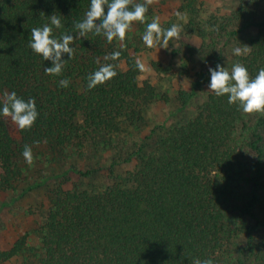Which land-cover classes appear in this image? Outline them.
<instances>
[{
	"label": "trees",
	"instance_id": "1",
	"mask_svg": "<svg viewBox=\"0 0 264 264\" xmlns=\"http://www.w3.org/2000/svg\"><path fill=\"white\" fill-rule=\"evenodd\" d=\"M89 7L90 0H0V108L5 93L15 91L25 101L34 98L39 113L30 129L15 124L18 142L0 113V193L14 191L31 169L22 156L26 144L33 164L64 163L82 179L100 177L53 189L37 244L21 237L0 252V264L17 257L21 264H264V114H245L227 95L208 91L192 116L142 136L146 110L160 97L139 84L138 22L124 48L93 33L75 39L72 58L62 55L60 75L46 74L52 62L29 47L31 29L50 24L53 14L62 27L53 26L50 38L75 36L74 24ZM243 8L214 23L206 48L210 68L230 72L241 63L254 78L264 67V10L245 17ZM244 46L249 54L236 56L233 49ZM114 51L120 58L105 61ZM97 59L116 65L117 75L88 89ZM210 80L208 69L197 85L208 87ZM193 90L179 94L183 106ZM245 151L253 155L249 166ZM120 164L132 168L117 173Z\"/></svg>",
	"mask_w": 264,
	"mask_h": 264
},
{
	"label": "rangeland",
	"instance_id": "2",
	"mask_svg": "<svg viewBox=\"0 0 264 264\" xmlns=\"http://www.w3.org/2000/svg\"><path fill=\"white\" fill-rule=\"evenodd\" d=\"M141 2L143 0H134V3ZM241 5L245 17L264 10V0H153L148 6L145 21L135 25L138 32L141 29L142 35L136 37V52L133 55L135 61L139 58L144 64V69L140 70L139 84L145 82L151 85L160 100L153 102L146 110L147 127L142 131V136L156 126L169 127L186 120L206 99L209 88L197 83L199 74L211 67L206 48L208 35L214 30V23H219L223 18L237 17ZM176 12L181 13L183 18L175 15ZM155 17L159 18L162 29H168L173 24L180 27L179 38L170 39L167 48L161 47L162 41L149 48L142 40L146 25ZM229 50L227 48L224 52ZM192 87L194 95L183 106L178 101L179 94L190 93ZM162 98H166L167 103ZM4 120L10 137L18 142L16 125L10 117ZM244 156L247 165L252 164L253 155L245 151ZM103 165L107 168L108 162L103 161ZM131 168V164H120L116 170L119 173ZM27 171L15 185L14 191L0 193V252L8 250L23 236L30 246L37 244L36 232L47 215L49 195L53 189L58 186L66 189L73 183L86 185L88 181L97 183L100 180L97 173L93 174V179H82L64 163L33 164ZM260 181L264 183V157ZM22 260V257H17L1 264H21Z\"/></svg>",
	"mask_w": 264,
	"mask_h": 264
},
{
	"label": "clouds",
	"instance_id": "3",
	"mask_svg": "<svg viewBox=\"0 0 264 264\" xmlns=\"http://www.w3.org/2000/svg\"><path fill=\"white\" fill-rule=\"evenodd\" d=\"M153 0H143L141 3H134V0H90V7L86 11L81 21L75 22L74 28L77 30L75 36L71 34H62L59 39L50 38L53 32V26L56 29L62 27L59 17L50 16V24L43 27H34L31 29L30 49L44 60L52 62L51 67L44 69L48 75H60L66 63L62 59L63 54H68L69 59L72 58L74 48L70 44L78 37H86L88 33L94 35H103L109 44L117 39L120 47L124 48L123 43L126 38L127 31L134 22L145 21V15L148 12V6ZM107 13L105 14V7ZM180 18L181 13L176 12ZM99 21V23H97ZM180 27L173 24L168 29H162L159 18L155 17L146 25V30L142 36L144 44L151 48L154 43L162 41L163 48L168 47V42L172 38H179ZM236 56H245L249 54L250 47H237L233 49ZM121 52L114 51L104 57L105 61H117ZM98 70H95L87 77V88L93 89L101 85L117 75L115 71L116 65L112 63L101 64ZM136 67L139 70L144 69L143 62L137 58ZM211 74L209 91L213 92L217 97L228 96V103L238 105L240 110L245 114L260 113L264 114V67L258 70V74L254 78H250L247 68L241 63L233 64L229 72L225 67L217 64L215 69L209 68ZM69 81L62 79L61 87H67ZM0 113L4 117H10L11 121L17 125L18 129L23 131L30 129L38 118V111L34 98L25 101L17 96L15 91L5 93V101L0 108ZM34 143H39L34 142ZM25 162L31 166L34 162L32 147L25 145L22 151ZM193 264H213L211 259H195Z\"/></svg>",
	"mask_w": 264,
	"mask_h": 264
}]
</instances>
